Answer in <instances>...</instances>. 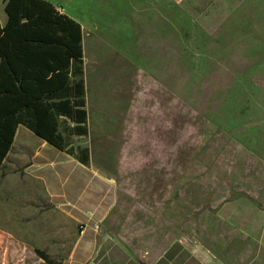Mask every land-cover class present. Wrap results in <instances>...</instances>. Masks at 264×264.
Instances as JSON below:
<instances>
[{
	"label": "rangeland",
	"instance_id": "rangeland-1",
	"mask_svg": "<svg viewBox=\"0 0 264 264\" xmlns=\"http://www.w3.org/2000/svg\"><path fill=\"white\" fill-rule=\"evenodd\" d=\"M77 1H64L76 18ZM99 2L90 24L104 16L119 35L85 40L72 79L89 118L67 141L114 182L103 228L136 255L178 241L216 264H264V0ZM18 234L0 230L16 246L0 264H43Z\"/></svg>",
	"mask_w": 264,
	"mask_h": 264
},
{
	"label": "crops",
	"instance_id": "crops-1",
	"mask_svg": "<svg viewBox=\"0 0 264 264\" xmlns=\"http://www.w3.org/2000/svg\"><path fill=\"white\" fill-rule=\"evenodd\" d=\"M49 1L61 13L79 23L83 53L85 40L93 27L104 36L111 34L109 39L119 35L117 26L107 30L104 16L101 19L96 16L95 23L90 24L94 5L102 3L99 0L77 1L76 4L80 3L79 7L83 9L78 18L65 12V0ZM4 2L0 0L1 26L8 18L6 12L1 11ZM81 80L84 102L83 106L74 108L83 110L85 118L74 120L62 113L57 117L59 129L66 139L64 148L48 143L26 125H15L10 148L0 164V230H17V241L23 249H48L44 253L55 264H216L205 251L191 250L178 241L168 244L163 251L154 252L152 249L148 255H136L128 252L103 228L102 222L115 200L114 182L98 170L86 146L67 141L68 136L85 134L89 118L84 79ZM62 97H65L64 91L55 94L52 101H59ZM62 122H67L68 127L63 129ZM16 205L21 206L20 210L12 209ZM43 217L53 219L50 224L41 225L39 220ZM75 232L76 240L73 238ZM42 233L45 239H42ZM2 245L13 246L8 239L3 240ZM59 246L66 252L54 260ZM8 248L6 253H9ZM37 259L47 264L43 258Z\"/></svg>",
	"mask_w": 264,
	"mask_h": 264
},
{
	"label": "trees",
	"instance_id": "trees-1",
	"mask_svg": "<svg viewBox=\"0 0 264 264\" xmlns=\"http://www.w3.org/2000/svg\"><path fill=\"white\" fill-rule=\"evenodd\" d=\"M0 24V164L10 148L15 125H26L48 143L64 148L59 113L82 121L83 81L76 62L82 60L79 23L49 0H5ZM71 75V77H70ZM65 97L52 101L55 94ZM1 246V245H0ZM35 252L55 264L42 250Z\"/></svg>",
	"mask_w": 264,
	"mask_h": 264
}]
</instances>
